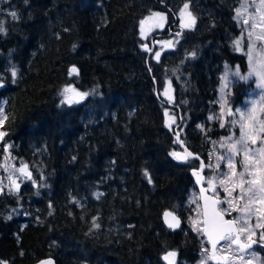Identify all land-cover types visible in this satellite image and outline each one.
Instances as JSON below:
<instances>
[{"label":"trees","instance_id":"trees-1","mask_svg":"<svg viewBox=\"0 0 264 264\" xmlns=\"http://www.w3.org/2000/svg\"><path fill=\"white\" fill-rule=\"evenodd\" d=\"M238 1L3 0L18 19L0 12V106L9 117L2 145H12L31 176L18 190L0 193V261L168 264V251L177 253L175 264L198 261L207 242L188 221L200 161L180 162L170 153L183 143L203 159L207 176L209 138L217 137L208 119L223 67H246L229 46ZM184 2L197 17L193 29L180 26ZM153 11L168 13L159 39L176 40L159 60L148 58L140 34ZM192 53L190 79L171 76L170 103L161 94L163 80ZM65 88L89 95L62 103ZM244 94L245 86L235 85L233 105ZM165 109L176 125H167ZM166 211L181 216L180 230L164 225Z\"/></svg>","mask_w":264,"mask_h":264},{"label":"snow or ice","instance_id":"snow-or-ice-1","mask_svg":"<svg viewBox=\"0 0 264 264\" xmlns=\"http://www.w3.org/2000/svg\"><path fill=\"white\" fill-rule=\"evenodd\" d=\"M252 11H249V9ZM189 9V4H184V10ZM236 18L241 19L244 25L248 26L246 37L241 35L233 41V46L237 51H244L243 42L245 38L249 41L247 56L250 71L247 75H241L239 66L236 67L233 75L241 80H248L255 76L257 78V88L264 90V0H244L240 8L235 10ZM13 19H18L15 11L10 13ZM154 16H160V13H154ZM181 15H184L182 11ZM188 21L183 25L186 28H193L196 23V18L190 11L187 12ZM141 21V34L143 35V24ZM259 29V31H257ZM5 30L0 27V32ZM259 42V45L258 43ZM75 47V46H74ZM146 51H150L147 45H144ZM195 56V53L191 54ZM155 58L159 60L160 53H155ZM227 68V66H226ZM71 73L79 74V69L75 66L70 70ZM15 84L17 72L13 69L11 73ZM224 83L221 92L228 87V74L223 77ZM4 87L3 79L0 78V88ZM70 89L65 88L64 93H68ZM71 91L75 92L74 89ZM62 93V95H64ZM76 96L83 99L89 95L87 92H76ZM167 95V90L165 91ZM169 99H171L169 97ZM72 103V99L65 96L62 103ZM78 102V101H76ZM5 104L7 101L4 102ZM223 108V105H222ZM238 114V119L230 121L233 126H238L240 134L235 138V134L223 138L220 142L221 148H226L228 156H218L216 168L220 167V161L226 162L227 172L223 173V178L219 179L218 183L224 192L227 194L225 199H220L218 194L212 197L204 195L208 191L206 188H201V199L204 200L203 211L200 215L203 217L200 221L204 227H196V230L204 234L211 244V249L205 248L203 251L206 255L200 261V264H208V261H214L215 264H236L237 261L242 264H253V260H258L255 252H252V259H245L240 253H247L253 245L259 244L264 247V91H262L259 100L253 99L251 106L247 110L237 109L235 113L228 109V115L233 116ZM167 115V112L165 113ZM9 119L3 106H0V129H3L5 122ZM224 125L221 124V127ZM8 135L6 131L0 130V141ZM12 145H6L11 148ZM186 155H181L177 152H172V155L177 160L187 161L189 157H193V153L187 152ZM235 157H240L239 165L241 170L237 171V161ZM198 159V157H195ZM75 159V157H73ZM211 167V165H208ZM205 165L201 162L200 171H203ZM28 166L22 165L17 171L31 176L27 171ZM194 175L200 182L199 172H194ZM145 176L151 182V177L145 171ZM215 177L208 180V185L213 193H216ZM16 189H19V184L12 181ZM2 191V189H0ZM193 203L196 201L193 200ZM221 204H226V207L221 208ZM235 211L239 213L237 218L225 219V216H230ZM165 218L171 216L173 222L168 223L169 228L179 227V219L171 212H166ZM255 217L256 223L252 224V218ZM11 217H9L10 219ZM194 227L197 222L193 221ZM95 227H99L98 224ZM259 231V238L254 239ZM243 237V239H242ZM223 241V245L218 247ZM210 253V254H208ZM177 253L175 251L168 252L164 259L168 264H175L174 258ZM172 258V259H170ZM0 264H6L0 261ZM40 264H52V261H41Z\"/></svg>","mask_w":264,"mask_h":264},{"label":"rangeland","instance_id":"rangeland-1","mask_svg":"<svg viewBox=\"0 0 264 264\" xmlns=\"http://www.w3.org/2000/svg\"><path fill=\"white\" fill-rule=\"evenodd\" d=\"M243 2H244V0H239L238 4L236 6V9L240 8L241 4ZM185 3H188V2L182 3L180 5V8H179L180 26L182 28H185V29H193V28H195L196 23H195V26L193 28L183 27V25L188 21V16H187L188 11H190L192 13V15L195 18H197L189 3H188L189 9L184 10V4ZM2 4H3V0H0V12H4L5 14L10 15V13L12 11H10L8 8H2ZM182 11H184L183 16L181 15ZM249 11H252V9L250 8ZM154 13H160L161 15L160 16H154L153 15ZM167 20H168V13H166V12L153 11V12L149 13L142 20L145 22L143 24V35L141 34L142 25L140 24V34H141L143 41H144L143 46L144 45L148 46V49H150V51H152L151 56L155 60H157L155 58L156 52H159L160 57H161L164 52L169 51V50H174L175 46H176V40L172 36L167 37V38H162L159 41L157 40L155 46H153L150 43L151 37L154 34H158V33H160V31L162 33L165 30V25L167 23ZM235 21L237 24L236 25L237 33H236V35L232 36L230 39V43H231L233 48H234L233 41L236 40L237 38H239L242 34L245 35V37H246L247 30H248V26L244 25L241 22V19L236 18V12H235ZM196 22H197V19H196ZM257 31H259V29H257ZM257 43L259 45V42H257ZM248 44H249V41L247 40V38H245L243 45H242L244 48V51H237L234 48L238 54L243 55L245 58L246 67L244 69H242V67L240 65H224L223 72L221 75L220 85L218 87V95H217V102L215 104V109H214L213 114L208 119V126L209 127L214 126V129L215 128L217 129V133H216L217 137H216V139H214L212 137L209 138V143L211 146L210 153H209V156H210L209 160H210L211 167H209V166L207 167V176L205 177L204 185L209 190L211 195L214 196V195L218 194L219 198L222 200L225 199L227 194L224 192L223 188H221L219 186L218 181H219V179L223 178V173L227 172L228 169L226 167L225 161L219 162L220 167L218 169L215 166L218 162V160H217L218 156H221V155L228 156L229 153H228L226 148L220 147V142L222 141L223 138H226L230 135H233V133L235 134V138H238L239 134H240L239 127L233 126L230 123V121L238 119V114L233 115V116H229L228 115V109H231L233 113H235L237 109L247 110V108H249L251 106V101L253 99L259 100L262 91H264V90L257 88V86H256L257 78L255 76L251 77L248 80H241L238 77H235L233 75L237 66H239L241 75H247L248 72L250 71L248 59H247V56L245 55V52L247 51V48H248ZM156 46L158 47L157 50H155ZM150 51H148V52H150ZM226 66H227V68H226ZM226 72L228 74V82L229 83H228V87L225 88L223 92H221V88H222L223 83H224L223 77L225 76ZM171 76L178 77L180 82L181 81L186 82L183 79V67L180 65L177 69H174V68L170 69L168 71V75L165 77V79L163 80V83H162V90H161L162 96L166 100H168L170 103H173L175 100V91H174V86H173V83L171 80ZM237 84H242L243 87L245 86V94H244L240 103H238L237 105H233L231 98L233 95V88ZM166 90H167V95H165ZM72 94H73V92L69 91L66 96L70 97L73 101ZM169 97L171 99H169ZM222 105H223V108H222ZM183 107H184V113H183L182 119H184V117L188 118V113L185 109V105ZM166 112H167V115H165V118H166L167 125L169 127L176 125V123H177L176 115L169 109H165V113ZM184 122L186 124L185 119H184ZM221 124H223L224 126L221 127ZM0 130H2V129H0ZM205 130H206V128H205ZM6 145H8V144L2 145V141H0V189H2V191H0V193L3 192L4 190L16 189V187L12 183V181H15L16 184H19V186H20L22 181L30 178L29 176L17 171V169H19L22 165H25V164H23L19 161H16L15 158L11 154L10 148L6 149ZM178 152H181V151H177V153ZM182 152H183V150H182ZM235 160L237 161V171H240L241 170L240 165H239L240 157H235ZM27 171L30 172L29 168H27ZM213 177H215L214 182H215V186H216V193H213L212 189L208 185V180L212 179ZM193 200H195L196 202L193 203L192 202ZM189 206L192 209V214L190 216V220L188 221V227L191 229H194V230H196V227L203 228V224L200 222V221H202L203 218L200 215L202 210H201V204H200V194H199L198 190H195L194 192H192L190 200H189ZM226 206H227L226 204L220 205L221 208L226 207ZM238 216H239V213L233 211L230 215V219L237 218ZM193 221L197 222L195 227H194ZM251 223L252 224L256 223L255 217L252 218ZM259 231L260 230H257V236L254 237V239L259 238ZM242 239H243V237H242ZM222 245H223V243L220 246H222ZM206 248L209 249L208 244H207ZM252 252H255L257 257H259L258 260H253V264H264V247L260 246V247L249 250L247 253H240V255H244L245 259H252V255H251ZM208 254H210V253H208ZM204 255H206V254L204 253V251H202L201 254L199 255L198 261L193 263V264H200V261ZM208 264H214V262L209 260ZM236 264H242V262L237 261Z\"/></svg>","mask_w":264,"mask_h":264},{"label":"water","instance_id":"water-1","mask_svg":"<svg viewBox=\"0 0 264 264\" xmlns=\"http://www.w3.org/2000/svg\"><path fill=\"white\" fill-rule=\"evenodd\" d=\"M147 48H148V46H147ZM144 49H145V47H144ZM151 55H152V51L149 52V54H148V58H150ZM71 69H72V68H71ZM71 69H70V70H71ZM73 74H75V73H73ZM72 96H73L74 98H78V96H76L75 93H73ZM180 125H181V123L175 128V131L177 132L176 137H177L178 142L180 141V133L178 132V128L180 127ZM179 146L182 148L183 152L181 151V152H178V153H180L181 155H186L185 149H187V147H186L183 143H181V142H179ZM187 152H189L188 149H187ZM195 157H198V159H199L201 162H203V164L205 165V163H204L203 159H201V157H199V156H197V155H193V157H191V158H195ZM189 158H190V157H189ZM178 161H180V162H185V161H182V160H178ZM205 167H206V165H205ZM205 167H204L203 171H200V169L197 171V172H199V174H200V182H199V183L197 182V181H198L197 176L195 175V177H194V178H195V184H196L197 190H198L199 193H200V203H201V209H202V211H203L204 200L201 199V191H200V189H201L202 187H203V188H206L205 185H204V179H205V175H204V173H205ZM206 189H207V188H206ZM204 195H207V196H209V197H212V195L210 194L209 190H208L206 193H204ZM166 212H171V213H173V215L176 216V217L179 219V221H180L179 227H176V228H169V227H168V223H169V222H173V221H172V217H171V216L165 218V215H164V214H165ZM166 212H164L163 215H162V219H163V223H164V225H165L167 228H169V229H171V230H173V231H178V230H180V229L182 228V226H183V219L181 218V216H180L179 214L175 213V212H172V211H166ZM202 218H203V217H202ZM225 219H230V218H227V217L225 216ZM203 227H204V225H203ZM203 236H204V238L206 239L207 244L209 245V249H211V244H210V242L208 241L207 237H206L204 234H203ZM222 243H224V242L221 241V244H222ZM221 244H220V245H221ZM220 245H218V247H219ZM259 246H260L259 244L253 245V247H252L251 249L257 248V247H259ZM251 249H250V250H251ZM168 252H170V251H168ZM168 252H166L165 254H163V259H164V256H165ZM176 257H177V255H176ZM176 257L174 258V260L176 259ZM170 259H172V258H170ZM47 260L52 261V264H56V261H55V259H54L53 257H47V258L41 259V260H39L38 262H36L35 264H40L41 261H47ZM164 260H165V259H164ZM165 261L168 262L167 260H165ZM213 262H214V261H213ZM214 264H215V262H214Z\"/></svg>","mask_w":264,"mask_h":264},{"label":"flooded vegetation","instance_id":"flooded-vegetation-1","mask_svg":"<svg viewBox=\"0 0 264 264\" xmlns=\"http://www.w3.org/2000/svg\"><path fill=\"white\" fill-rule=\"evenodd\" d=\"M166 27V26H165ZM185 29V28H184ZM161 36V34L160 33H158V34H154L152 37H151V41H150V43L153 45V46H155L156 45V42H157V40L159 41L160 39H159V37ZM229 46L231 47V48H233L232 47V45H231V43H229ZM170 51V50H169ZM191 56L192 55H185L184 56V61H183V65H181L182 67H183V79L186 81L187 80V78H189L190 79V73L187 71L188 69V63H190L191 62ZM184 112V111H183ZM182 124H183V119H182ZM187 149L189 150V152H191L190 151V149L187 147ZM182 151V150H181ZM192 153V152H191ZM191 158V157H190ZM199 160V159H198ZM200 161V160H199ZM200 165H201V161H200ZM199 169H200V167H199ZM199 169H197V170H194L193 171V173L194 172H197ZM205 170H206V167H205ZM194 175V174H193ZM205 175V174H204ZM194 177H195V175H194ZM206 177V176H205ZM205 180V179H204ZM199 192V191H198ZM200 194V193H199ZM213 196V195H212ZM201 204V203H200ZM202 210V209H201ZM260 247V246H259Z\"/></svg>","mask_w":264,"mask_h":264}]
</instances>
